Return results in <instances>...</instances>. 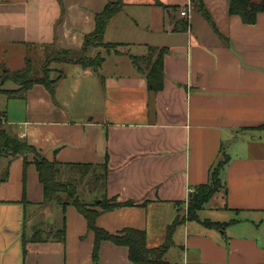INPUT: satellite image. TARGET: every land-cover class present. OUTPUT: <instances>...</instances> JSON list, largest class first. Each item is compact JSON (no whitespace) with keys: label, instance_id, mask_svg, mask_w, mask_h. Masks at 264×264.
Listing matches in <instances>:
<instances>
[{"label":"crops","instance_id":"obj_1","mask_svg":"<svg viewBox=\"0 0 264 264\" xmlns=\"http://www.w3.org/2000/svg\"><path fill=\"white\" fill-rule=\"evenodd\" d=\"M109 3L119 11L103 40L120 44L118 53L96 71L53 64L72 69L52 67L64 73L53 93L35 84L13 99L10 130L51 162L101 167L108 159L106 197L136 205L98 208L96 224L111 234L145 231L149 248L166 242L191 190L226 159L221 188L200 210L220 212L210 221L223 226H204L210 216L199 213L178 225L166 264L177 252L180 264H264V13L249 25L229 13V0H0V52L15 47L26 62L54 47L80 51ZM149 47L167 49L159 92L131 59L147 55L132 49ZM16 160L0 185V264H134L127 247L108 241L95 261L85 217L45 201L34 155L26 168Z\"/></svg>","mask_w":264,"mask_h":264},{"label":"trees","instance_id":"obj_2","mask_svg":"<svg viewBox=\"0 0 264 264\" xmlns=\"http://www.w3.org/2000/svg\"><path fill=\"white\" fill-rule=\"evenodd\" d=\"M119 11V3H109L104 10L96 15V28L94 33L86 36L83 48L80 51H69L60 48H50L45 53L42 70L35 69L34 60L26 58L25 66L16 71L4 69L0 77V94L7 99H24L27 92L35 85H44L51 93L59 80L64 77L63 72H58L59 76L52 78L51 74L53 64H78L85 68L98 70L103 62L104 56L97 54L95 57L89 56L91 48L103 47L108 53L117 52L120 44L105 43L104 34L108 22ZM203 16L208 19L207 11L201 7ZM229 13L241 18L245 24H255L260 13H264V0H229ZM187 23H180L177 29H185ZM158 51V55L153 56ZM167 52L166 48L158 49L149 47V54L146 56H131L136 68L146 74L149 88L152 91L159 92L164 85L163 55ZM12 81L17 85L14 89H3V85ZM7 123L6 112L0 111V148L5 155L23 156L25 168L29 164L28 155H34V164L39 174V181L44 189L45 201L59 199L61 205L65 208L72 204L87 220L88 229L95 234V246L93 259L99 258V249L104 241L111 242L118 246H125L129 250V259L134 264H166L165 255L173 245V234L178 225L186 220H199L198 212L204 208L213 195L221 188L220 173L227 160L221 161L211 172L210 182L208 184L196 187L192 196L188 200L187 214H179L177 219L167 229L166 242L155 248H149L147 245V236L145 231L136 229H124L118 234H111L97 226V218L101 214L97 209L104 212L113 211L121 207L135 206L133 201L118 202L116 199L106 197V183L108 176V164L101 167L91 165H64L57 161H48L25 139H21L17 134L5 127ZM90 178V179H89ZM89 179L88 184L84 181ZM83 185L92 192L97 193L96 199L88 203L79 195V187ZM66 195V199L61 198ZM99 200V202H98ZM206 227L219 228L223 225L210 220L201 221ZM65 231V230H64ZM26 243V241H25Z\"/></svg>","mask_w":264,"mask_h":264},{"label":"rangeland","instance_id":"obj_3","mask_svg":"<svg viewBox=\"0 0 264 264\" xmlns=\"http://www.w3.org/2000/svg\"><path fill=\"white\" fill-rule=\"evenodd\" d=\"M124 51L130 52V49L127 48ZM136 52L138 53V55L139 54L142 55V54H146V53L151 55L149 53L148 49H146L143 53H139L136 49H132L130 54L137 55ZM107 53L108 52L106 51V49L101 47V49H91V51H89V56L95 57L97 54H101L104 57H108ZM157 55H158V51L155 53V55L153 57L155 58ZM112 57H114V56H112ZM44 58H45V56L40 55V56H37L36 58L33 59L35 62L34 63L35 69L40 70V71L42 70ZM113 59H116V58L114 57ZM122 61H126V62L128 61L129 62L130 58L128 56H126V57L122 58ZM24 66H25V55H24V57H21V54L17 48L5 47V49H2V51L0 52V77L2 76V74L4 72V69H9L10 71H16V70L22 69ZM51 67H54L55 69L62 70L64 72H69V69H72V68H70V66H66V65H54V66L52 65ZM58 76H59L58 72L51 74L52 78H56ZM16 87H17V85L12 81H8L3 85V89H14ZM13 101H14L13 99H11V100L7 99V97L5 95L0 94V111L6 112V115H7V110L9 107H12ZM8 102H10V106H9ZM5 127L10 130L11 126L9 127V125L6 123ZM29 155H30V157H33V154H29ZM20 157H22V156H11L9 154L5 155L1 152V148H0V185L2 183L1 180H5V178L7 177L9 161H13V165H14L13 168H15L16 167V161H17L16 159H19ZM12 172H14V170H12ZM89 179L84 181V184H88ZM81 189H83L84 192ZM87 190H89L88 187L86 188L85 186L81 185L79 187V195L81 198H83L88 203H90V202L92 203L93 202L92 196L86 197V195H85V192ZM61 198L63 200H65L66 195H62ZM210 209H212V208L208 207V208H206L205 213L201 212V211H199L198 213L203 218H205V216H210V217H208V218H210L208 220H211V219L213 220V218H218L219 217L218 215L220 214V212H218L217 210L213 211ZM172 262L173 263H171V264H180L179 252L174 254V259Z\"/></svg>","mask_w":264,"mask_h":264},{"label":"built area","instance_id":"obj_4","mask_svg":"<svg viewBox=\"0 0 264 264\" xmlns=\"http://www.w3.org/2000/svg\"><path fill=\"white\" fill-rule=\"evenodd\" d=\"M182 15L183 16H185L186 15V12H182ZM194 192V190H191V193H193ZM187 209V208H186ZM186 212H187V210H186ZM187 214V213H186Z\"/></svg>","mask_w":264,"mask_h":264}]
</instances>
